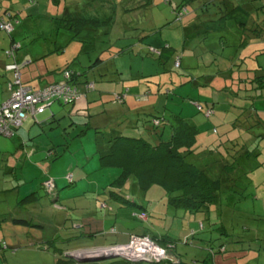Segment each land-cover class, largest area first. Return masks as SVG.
I'll return each mask as SVG.
<instances>
[{
	"label": "rangeland",
	"instance_id": "1",
	"mask_svg": "<svg viewBox=\"0 0 264 264\" xmlns=\"http://www.w3.org/2000/svg\"><path fill=\"white\" fill-rule=\"evenodd\" d=\"M206 1L172 0L167 3L164 0H127L125 6L137 7L129 12L125 23L123 6L120 5L111 34L84 31L73 39L70 30L59 28V22L55 23V17L62 15L65 0H38L34 4L28 0H11V6L18 12L21 20V25L15 31L17 41L22 45V49L18 51L20 56L29 54V60L32 61L29 69L21 70L22 79L28 83L33 79L39 80L38 77L43 80L54 74L53 78L57 80L61 78L60 72L65 68L70 67L81 73L101 56L103 64L90 74L96 83V93L112 92L122 86L130 87V95L135 97L129 96L126 104L140 107L138 110L149 113L142 117L146 120V127H142L139 132L143 137L151 142L155 141L152 116L162 117L164 122L158 130L164 127V136L167 138L171 133L170 122L174 115H180L199 127L201 138L205 141L212 140V127H217L221 133L231 125L225 124V120L218 115L208 118L205 112L198 110L194 101L211 102L213 91L222 102L233 103L238 107L248 105L250 99L247 96H253L255 90L239 88L240 65L234 66L232 63L238 61L241 64L246 60L243 68L245 65L251 68L264 67V53H259L260 50L249 54L244 51L248 55L243 60L240 59L241 53L235 57L233 51L239 43L240 34L233 21L227 23L223 38H220V33H212L203 39L206 34H203V30L199 33L195 28L185 31L186 24L194 20L192 16L201 15L195 17L199 23L205 20L201 6ZM146 2L148 4L143 5ZM181 6L187 7L191 16L176 20L173 9ZM210 6V12H213L214 5ZM108 7H111L110 1L95 4L87 9V13L94 15L99 10L102 15H106ZM185 32L188 33L186 40ZM197 38L199 43L195 41ZM260 43L262 40H254V45L260 46ZM166 44H170L172 49L165 50L163 47ZM208 44H211V50L206 49ZM11 45V35L0 30V61L6 60L9 63L10 58L5 52ZM149 46L164 52L152 54ZM174 50L184 52L181 67L174 64ZM38 53L42 57L34 59L32 56ZM230 68L234 70L231 75L218 74V70ZM147 75L150 76L146 77ZM210 75L215 77L207 84ZM0 76L3 84L8 85L11 74L1 72ZM118 77L121 80H113ZM123 81L125 82L122 83ZM38 86L40 85L35 88ZM148 89L152 92L149 98L138 97ZM255 103L264 117V101L256 100ZM113 107H117L116 104L93 100L89 108L80 110L55 102L51 109L38 115L36 122H33L32 116L27 118V122L34 127L29 129L28 124L30 133L23 138V143L17 141L15 135H0V164L9 158L11 162L17 161L20 165L14 171L16 176L11 172L0 173V211L8 213L4 222L0 219V264H74L61 258L60 249L93 244L92 241H85L64 244V247L58 245L66 243L63 242L65 233L79 234L85 230L75 231V223L84 224L89 233L102 231L105 235L96 232L98 235L95 240L99 243L118 240L109 233L112 225L118 231L141 229L147 230L149 235L169 236L176 241V247L172 250L177 251L186 263H191L194 257L200 260L207 257L210 264H264V167H257L250 172L242 186V192L228 191L221 194V201L214 204L210 217L213 229L202 233L204 241L199 238H192L188 242L183 240L190 224L174 215L173 209L168 205L166 193L159 185H153L143 193L137 189L135 194L133 191L128 193L130 200L136 198L140 206L137 202L134 206L127 203L129 210L119 212L118 217L106 215L109 212L105 204L109 199L108 186L120 174V169L101 166L96 153L95 127L99 126L104 116L91 115H104L107 113L103 112L104 109L111 113L110 109ZM52 111L55 115L49 120ZM23 155L25 158L22 160ZM69 175L72 176V183L67 179ZM52 178L58 179V200L55 201H52V196L44 188L46 180L45 183L49 184L47 187H53ZM32 192L36 198L31 201L32 198L26 197ZM107 202L111 203L114 210H119L118 202ZM143 208L149 213L148 220L133 216L134 209L141 211ZM15 212L28 216L34 222H43L44 228L14 222L11 215ZM1 223L4 225L1 226ZM53 236L59 242L51 241ZM92 238L82 237L85 240ZM221 243L227 250L212 257L209 247L216 250ZM98 250L101 248L75 252H99ZM120 260L118 257H111L97 261V264H125ZM138 264L159 263L142 261Z\"/></svg>",
	"mask_w": 264,
	"mask_h": 264
},
{
	"label": "trees",
	"instance_id": "2",
	"mask_svg": "<svg viewBox=\"0 0 264 264\" xmlns=\"http://www.w3.org/2000/svg\"><path fill=\"white\" fill-rule=\"evenodd\" d=\"M28 1L34 4L38 0ZM107 1H110L111 7H108L106 15H102L99 10L94 15L87 13V9H90L92 5L99 3L104 4ZM125 1L127 0H65V8L62 11V15L55 17L57 21H55V23L57 24L59 22V28L70 30L73 39L84 31H91L92 33L99 31L103 34L107 33L108 35L112 33L114 19L116 18L115 14H117V11L120 9V5L123 6L122 15L125 23L128 20H126V16L129 17L130 15L129 12L136 9L137 6L133 8L125 6ZM164 1L167 3L172 2V0ZM146 4H148V2L143 5ZM210 4L214 5L213 12H210L212 7ZM11 5V0H0V30H4L11 35L12 44L5 52L7 57L10 58V61L9 63L6 62L3 64V73L9 72V74H11V78L8 80L7 85L9 96L7 99L1 101L0 104L7 101L12 96L14 89L18 87L15 83L17 74L19 75L21 85L26 87L30 93L43 91L51 87H58V89H60L59 87L62 85H65L69 90L67 92L65 89V92L69 94L68 98L64 95L52 96V103L50 102L51 104L46 106L41 114H44L49 108L51 109V106L55 102L68 106L70 109L77 107L80 110L84 109V107L89 108V104L93 100L116 104L117 107L110 109L111 113L108 109H104L103 112H107L104 115H98V113L91 115L104 116L99 126L95 127V132L97 134L95 139L97 145L96 153L101 166L103 168L117 167L120 169V174L111 182L107 190L109 196L107 201L118 202L119 210H114L111 203L106 201L105 204L109 210L106 215L116 218L119 212L129 210L126 206L127 203H130L128 204L130 206L136 205V202L139 203L136 198L133 200L134 202L130 200L129 192L132 193L133 191L135 194L137 189V191L143 193L151 186L159 185L164 189L168 199V205L173 209L174 215L178 218L185 219L188 224H190L189 230H186L183 240L185 239V242H188L192 238H199V240L204 241L202 233L203 231L213 229V220L210 217L214 209V204L221 201V194L228 191L242 192V186L247 180L250 172L257 167H264V117L255 103L256 100L264 101V67L258 66L251 68L247 65H245L244 68L242 67L246 62V60L243 59L247 57L250 52L255 53V50H260L259 53H264V3H262V0H207L201 6L202 15L205 17V20L202 22L200 21V24L196 22L195 17H201V15H194L191 17L194 20L184 27L185 31L195 28L200 33L203 30V34H206L203 39H205L208 34L212 33H220V38H223L222 34L227 28V23L233 21L236 25L237 32L240 34L239 43L236 45V49L233 53L235 57H238L241 53L240 59L243 60L241 64L238 61L232 63L234 66L240 65V68H238V86L243 90H255L253 96H247V98L250 99V103L240 107L235 106L233 103L222 102L220 101L221 99L218 100L219 97L216 96L213 91H211V102L206 101V103H202L199 100L194 101L198 110L205 112L208 118L211 119L213 115H218L219 118L225 120V124L229 123L228 125H231L227 126L221 133L217 127H212V136H214V138L206 141L199 136V127L196 124L189 123L180 115H174V119L170 122L171 133L167 138L164 136L166 132L164 127L158 130L164 122H162V117L152 116V132L156 134L154 136L155 141L151 142V140L143 137L139 132L142 127H146L144 124L146 120H143L142 117L149 113L145 110L143 112L138 110L140 107L133 110L129 104H126L129 96L135 97L134 95H130V87L122 86L121 90L113 92L108 96L105 95L104 98L93 96L96 91V83L94 79L90 77V74L98 70L103 64L104 61L101 56H98L81 73H77L70 67H67L60 72V79L45 83L37 88H35V85L24 82L21 70L25 65L31 62L29 60L31 56L29 54L20 56V52L18 51L20 48L22 49V45H19L20 41H17L15 31L18 26L21 25V20L18 16V12L13 10V6ZM173 13L176 20H183L191 16V12L185 6L174 8ZM187 35L188 33L185 32V40ZM255 39L262 40L260 46L254 45ZM207 40L208 38L205 42ZM220 40L221 43H223L222 39ZM195 41L199 43L198 38ZM211 47V44L206 45V49L211 50ZM254 47L257 49H253ZM163 48L165 50L172 49L170 44H166ZM55 50H52V52ZM244 51H247L246 53L248 54L244 53ZM149 52L152 54H157V52L162 54L164 50H158L153 46H149ZM173 53H175L174 64L177 67H181L184 52L182 51L180 53L174 50ZM8 65L9 67H5ZM232 71H234L232 68L223 71L218 70V74L231 75ZM149 76L150 75H147L146 77ZM133 77L135 78V76ZM214 77L215 75H210L207 84H210V80ZM1 78L0 76V81H2ZM113 80H121V77L117 79L113 78ZM140 81L141 80H139V82ZM124 82L125 81L122 83ZM90 83H93L94 86L90 87ZM21 85H19V87ZM225 89L226 87H224V90ZM150 91L149 89L145 90L141 93L142 95H138V97L149 98L152 93ZM157 92L161 93L159 91ZM155 104L156 102L153 103V105ZM39 114L40 113L29 115L27 118L29 119L30 116H32L33 122H36ZM54 115L52 111L49 120H52ZM133 116L135 118H132ZM227 117H232L233 119ZM28 119L25 120L22 125L13 128L14 134L11 137H13L19 129L24 127ZM155 120H158L159 123L156 124ZM103 123L107 126L102 125ZM135 131L139 134H136ZM52 179L54 180L52 184L53 187H47L48 185L45 183L46 180L44 181V188L46 193L50 197L52 196V201H55L58 198L57 182L54 178ZM69 180V182L72 183L73 179L69 178ZM26 198H36V196L32 192L27 195ZM140 205L139 203V206ZM133 216L141 218L142 220H148L149 213L144 208L141 211H136L134 209ZM13 220L18 224L26 226H35L37 228H44L45 226L43 222H34L27 217H14ZM82 225L75 223L74 230H77L75 228H79L80 230V228L83 227ZM112 228L113 225L110 228V232H113V235L117 234L115 229ZM96 232H99V235L104 234L102 231H95L94 234L93 232H87L85 236H92L93 238L91 240L88 239V241H92L93 244L76 248H69L66 246L60 249L62 251V253H60L61 258L72 261L74 264H97L98 260L92 262H78L74 258L67 256V253L84 250L86 248L94 249L124 245L127 244L131 236L134 235L147 236L159 246L169 251H174L172 249L176 247V241L169 236L158 237L149 235L147 230H128L126 231L127 233H125L127 236L125 242L114 240L110 243L97 242L95 240L98 235ZM81 236L83 237L84 235ZM69 239L64 240L63 237V242L66 243L58 245L63 247L64 244H71L69 242L73 241L74 238L70 241ZM51 241L59 242L54 236ZM226 250V246L221 243L216 250L215 248L209 247V254L213 257L218 252H225ZM114 257L120 258V261L125 264H138L142 262L131 261L123 255ZM163 261L165 260L159 262ZM189 264L210 263H208L207 257L202 258V260L198 257H194Z\"/></svg>",
	"mask_w": 264,
	"mask_h": 264
},
{
	"label": "built area",
	"instance_id": "3",
	"mask_svg": "<svg viewBox=\"0 0 264 264\" xmlns=\"http://www.w3.org/2000/svg\"><path fill=\"white\" fill-rule=\"evenodd\" d=\"M15 83L18 87L14 89L12 96L0 104V135L12 136L14 134V127L22 125L29 115L41 113L46 106L52 103L53 97L61 95H64L66 98L69 97V94L65 92V89L67 92L69 91L65 85L59 87L60 89L58 87H51L43 91L30 93L26 87L21 85L18 74L16 75ZM19 85L21 86L19 87ZM89 86L93 87L94 85L90 83ZM155 123L158 124L159 121L155 120ZM69 178L72 179L71 176ZM98 251H102L101 253H119L135 262L147 259L152 262H159L165 260V256L169 250L159 246L147 236L134 235L131 236L127 244L103 247Z\"/></svg>",
	"mask_w": 264,
	"mask_h": 264
},
{
	"label": "crops",
	"instance_id": "4",
	"mask_svg": "<svg viewBox=\"0 0 264 264\" xmlns=\"http://www.w3.org/2000/svg\"><path fill=\"white\" fill-rule=\"evenodd\" d=\"M41 53H38L37 55L35 54L34 55V59H39V58H41L42 57V55H40ZM44 57V56H43ZM5 61V62H4ZM4 61H0V73L1 72H3V67H4V65L3 64H5L6 63V60H4ZM32 64V61L28 64V65H25L24 67H23V69H29L30 67V65ZM53 75L54 74H52V75H50V77H44V79L43 80H41V78L40 77H38V79L39 80H36V79H33V81L31 82V80L28 82L29 84H31V85H43V84H45V83H48V82H52V81H55L56 80V78H53ZM43 78V77H42ZM27 83V84H28ZM39 83V84H38ZM122 89V87L121 88H116L115 90H113L112 92H108V91H101V93L100 92H98V93H96V91L94 92V94H93V96H96V97H105V95L106 96H108L109 94H111V93H113V92H116V91H119V90H121ZM8 96H9V91H8V87H7V85H4L3 84V81H0V102L1 101H3V100H5V99H7L8 98ZM127 100H128V98H127ZM133 107V109H135V106H132ZM28 124L30 125V128L29 129H33V125L31 124V123H28V122H26V124L24 125V127H22L21 129H19L18 131H17V133L15 134V137L17 138V141H20V142H22L23 143V138H25L27 135H28V133H30V131L28 130ZM23 149V148H22ZM33 152L34 151H32L31 152V155L33 154ZM51 154V152L48 154V155H50ZM30 157V156H29ZM25 158V155H23L22 157H21V159L23 160ZM27 158V157H26ZM5 163H2V164H0V170H2V171H0V173L1 172H3L4 174H8V172H11V173H14V171H16V170H18L19 169V167H20V165H19V163L17 162V161H15V162H11L10 160H9V158H6V160L4 161ZM14 176H16V173H14ZM55 179V181L58 183V179H56V178H54ZM68 180H69V178H68ZM70 181V180H69ZM57 187H58V185H57ZM34 198H32L31 199V201L33 200ZM19 206H22V205H19ZM8 216V213H4V212H2V211H0V219L1 220H3V222L5 221V217H7ZM11 217L12 218H14V217H27L28 218V216H25L24 214H19V213H14V214H12L11 215ZM4 225V223H1V226H3ZM80 225H82V224H80ZM83 227H81L80 228V230L81 229H85V230H83V232H81L80 234H78L77 232H74V233H71V232H67V233H65L64 235V240H66V239H69V238H74V240L73 241H70L71 239H69V243H71V244H73V243H80V242H85V241H88V240H85V239H82V236L81 235H87V227L83 224L82 225ZM74 227V226H73ZM75 229H79V228H75ZM112 229H115L114 227L112 228ZM115 232H117V234H115V236L117 237V239L118 240H116V241H118V242H125L126 240H127V236H126V234L125 233H127V232H124V231H118L117 229H115ZM110 234H111V232H109ZM112 234H113V232H112ZM76 235V236H75ZM103 235H105V234H103ZM74 236V237H73ZM80 236V237H79ZM115 240V239H114ZM68 243V242H67ZM85 245H87V244H85ZM90 246V245H89ZM63 247H64V245H63ZM86 249H88V248H86ZM90 249H92V248H90ZM85 250V249H84ZM170 252H173L174 254V256H172V254H171V256L169 257V259H165V261H163V262H158L159 264H189V263H186V262H184V261H182V257L180 256V254L177 252V251H170Z\"/></svg>",
	"mask_w": 264,
	"mask_h": 264
},
{
	"label": "water",
	"instance_id": "5",
	"mask_svg": "<svg viewBox=\"0 0 264 264\" xmlns=\"http://www.w3.org/2000/svg\"><path fill=\"white\" fill-rule=\"evenodd\" d=\"M171 254H172V256H174L173 252L168 251V253L165 256V259H169ZM67 256L74 258L78 262H92V261H96V260L100 261V260L111 258L114 256H120V254L114 253V252L101 253V252H97V251H91V252H71V253H67ZM144 261L152 262L149 259L144 260Z\"/></svg>",
	"mask_w": 264,
	"mask_h": 264
},
{
	"label": "clouds",
	"instance_id": "6",
	"mask_svg": "<svg viewBox=\"0 0 264 264\" xmlns=\"http://www.w3.org/2000/svg\"><path fill=\"white\" fill-rule=\"evenodd\" d=\"M79 251V250H78Z\"/></svg>",
	"mask_w": 264,
	"mask_h": 264
}]
</instances>
